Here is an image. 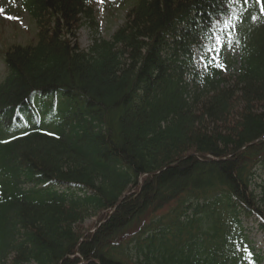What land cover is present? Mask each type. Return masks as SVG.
Instances as JSON below:
<instances>
[{"label":"trees","instance_id":"16d2710c","mask_svg":"<svg viewBox=\"0 0 264 264\" xmlns=\"http://www.w3.org/2000/svg\"><path fill=\"white\" fill-rule=\"evenodd\" d=\"M89 1L11 0L39 30L4 51L0 264H262L260 5L233 7L225 78L198 61L223 0H135L82 48Z\"/></svg>","mask_w":264,"mask_h":264},{"label":"rangeland","instance_id":"374dc122","mask_svg":"<svg viewBox=\"0 0 264 264\" xmlns=\"http://www.w3.org/2000/svg\"><path fill=\"white\" fill-rule=\"evenodd\" d=\"M135 0H90L93 17L91 20H84L83 25L78 31L79 43L83 48L94 42L95 39H110L115 31L123 24L126 13L134 4ZM0 8L4 11L0 12V81L6 75V67L4 61V51L7 47L14 44H26L32 42L37 37L38 26L29 13L21 11L10 0H0ZM12 17V18H8ZM230 31V29H229ZM202 50H200V53ZM198 54V60L199 55ZM214 55V53H213ZM200 61V60H199ZM201 62V61H200ZM220 62L223 67V76L228 78L237 70L240 64V48L234 43L226 45L220 54ZM206 63V61L201 62ZM259 183H262L260 179ZM262 188L257 187V191ZM94 219L86 222L85 226L90 228L93 226ZM244 226L249 233V238L256 246L257 250L261 249L264 254V232L258 228L254 218L244 222ZM89 228V229H90ZM264 264V260H263Z\"/></svg>","mask_w":264,"mask_h":264},{"label":"snow or ice","instance_id":"6c2138e0","mask_svg":"<svg viewBox=\"0 0 264 264\" xmlns=\"http://www.w3.org/2000/svg\"><path fill=\"white\" fill-rule=\"evenodd\" d=\"M240 3L247 5L250 3V0H223L224 10L215 16L214 22L212 20L209 21L210 27L209 25L204 26L208 28V33L210 34L204 33V29H201V34L205 36V39L211 41V43H204L201 41L199 45L202 49L199 60L201 62L206 61V63H204L205 67L214 63L217 67H223L222 62H220V54L226 45L230 46L233 43L232 32L236 30V23H234V21L238 22L241 19L240 15L233 11V7ZM256 3L260 5V13L264 15V0H256ZM2 11L4 10L0 8V12ZM253 19H256V17L253 16ZM221 24L222 27H218V25ZM214 28L217 29V31L213 32L212 29ZM229 29H231V31H229ZM219 33H223V35Z\"/></svg>","mask_w":264,"mask_h":264}]
</instances>
